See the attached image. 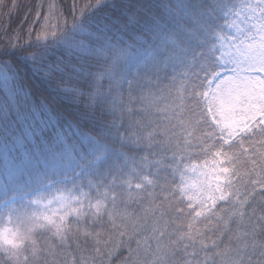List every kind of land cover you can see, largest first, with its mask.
<instances>
[{"label": "snow or ice", "instance_id": "1", "mask_svg": "<svg viewBox=\"0 0 264 264\" xmlns=\"http://www.w3.org/2000/svg\"><path fill=\"white\" fill-rule=\"evenodd\" d=\"M0 93V264H264V0H48Z\"/></svg>", "mask_w": 264, "mask_h": 264}, {"label": "trees", "instance_id": "2", "mask_svg": "<svg viewBox=\"0 0 264 264\" xmlns=\"http://www.w3.org/2000/svg\"><path fill=\"white\" fill-rule=\"evenodd\" d=\"M14 2L17 7L10 13L9 7L12 5L13 0H3V3L9 7H0V46H4L7 39L17 32L20 34L21 41L26 39L29 26H32L33 32H35V30L39 28V24L42 22V17L47 11L48 0H14ZM56 2L61 6L62 9L65 10V13H67V8L70 5L71 0H56ZM40 5L43 6L38 7ZM37 11H39L41 14V21L36 20ZM59 54L62 53H57L56 55ZM165 83H167V81H165ZM0 96H2V93H0ZM37 135H40V133L37 132ZM245 146L247 147V144ZM155 151L159 152L158 149ZM168 155L170 156V153ZM151 158L152 157H150V159ZM157 158L164 159L162 155ZM244 170L245 168H241V171ZM163 175L167 176L169 182H171L172 177L170 174L164 173ZM238 179V187L240 189L241 199H243L246 192L253 191V186L251 185L250 180L257 179V177L253 175L251 177H243ZM262 196H264V189H261L259 185H256L253 196L249 197V203L255 199L257 203L254 205V207L259 210V202ZM220 206L221 205L218 204L217 207L219 208ZM73 255H76V253L73 252ZM125 256H127V250L121 249L114 256H112L111 264H121V261Z\"/></svg>", "mask_w": 264, "mask_h": 264}]
</instances>
